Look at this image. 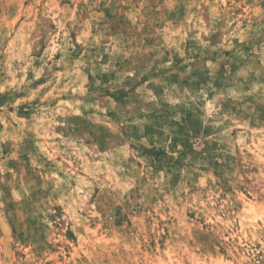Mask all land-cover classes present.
<instances>
[{"label":"rangeland","instance_id":"rangeland-1","mask_svg":"<svg viewBox=\"0 0 264 264\" xmlns=\"http://www.w3.org/2000/svg\"><path fill=\"white\" fill-rule=\"evenodd\" d=\"M0 264H264V0H0Z\"/></svg>","mask_w":264,"mask_h":264}]
</instances>
